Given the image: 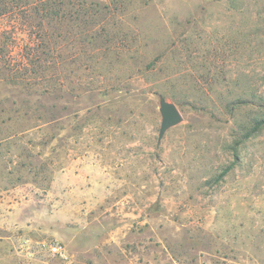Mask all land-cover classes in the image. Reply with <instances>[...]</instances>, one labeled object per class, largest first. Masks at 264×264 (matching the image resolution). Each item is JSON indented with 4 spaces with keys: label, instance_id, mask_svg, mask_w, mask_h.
I'll return each mask as SVG.
<instances>
[{
    "label": "rangeland",
    "instance_id": "obj_1",
    "mask_svg": "<svg viewBox=\"0 0 264 264\" xmlns=\"http://www.w3.org/2000/svg\"><path fill=\"white\" fill-rule=\"evenodd\" d=\"M263 118L264 0H0V264H264Z\"/></svg>",
    "mask_w": 264,
    "mask_h": 264
},
{
    "label": "water",
    "instance_id": "obj_2",
    "mask_svg": "<svg viewBox=\"0 0 264 264\" xmlns=\"http://www.w3.org/2000/svg\"><path fill=\"white\" fill-rule=\"evenodd\" d=\"M159 104V110L162 116L159 133V141H161L169 129L179 125L183 121V116L174 103L167 101L162 96L160 97Z\"/></svg>",
    "mask_w": 264,
    "mask_h": 264
},
{
    "label": "trees",
    "instance_id": "obj_3",
    "mask_svg": "<svg viewBox=\"0 0 264 264\" xmlns=\"http://www.w3.org/2000/svg\"><path fill=\"white\" fill-rule=\"evenodd\" d=\"M35 10H36V8H35ZM37 11H38V13L39 12H46V14H49V12H51L52 9L49 8V6L45 5V6H41V8H37ZM43 76H44V74H43ZM263 126H264V118L262 120H260V121L255 120L254 126L251 128L252 131L248 134V137H251L252 135L257 133L258 131H260L263 128ZM229 169H231V168H227L224 171V175H226L230 171Z\"/></svg>",
    "mask_w": 264,
    "mask_h": 264
},
{
    "label": "built area",
    "instance_id": "obj_4",
    "mask_svg": "<svg viewBox=\"0 0 264 264\" xmlns=\"http://www.w3.org/2000/svg\"><path fill=\"white\" fill-rule=\"evenodd\" d=\"M50 250L51 252L54 254V255H57V254H61L62 253V248L59 246V245H52L50 247Z\"/></svg>",
    "mask_w": 264,
    "mask_h": 264
}]
</instances>
